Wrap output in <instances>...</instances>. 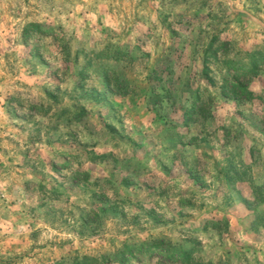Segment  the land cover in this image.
<instances>
[{"label":"rangeland","instance_id":"374dc122","mask_svg":"<svg viewBox=\"0 0 264 264\" xmlns=\"http://www.w3.org/2000/svg\"><path fill=\"white\" fill-rule=\"evenodd\" d=\"M0 264H264V0H0Z\"/></svg>","mask_w":264,"mask_h":264}]
</instances>
